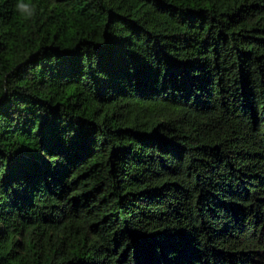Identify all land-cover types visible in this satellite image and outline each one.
<instances>
[{"label": "trees", "instance_id": "obj_1", "mask_svg": "<svg viewBox=\"0 0 264 264\" xmlns=\"http://www.w3.org/2000/svg\"><path fill=\"white\" fill-rule=\"evenodd\" d=\"M18 2L0 264H264V0Z\"/></svg>", "mask_w": 264, "mask_h": 264}, {"label": "clouds", "instance_id": "obj_2", "mask_svg": "<svg viewBox=\"0 0 264 264\" xmlns=\"http://www.w3.org/2000/svg\"><path fill=\"white\" fill-rule=\"evenodd\" d=\"M17 12L26 20L31 19L35 15V8L31 5L30 0L27 2H18L16 5Z\"/></svg>", "mask_w": 264, "mask_h": 264}]
</instances>
